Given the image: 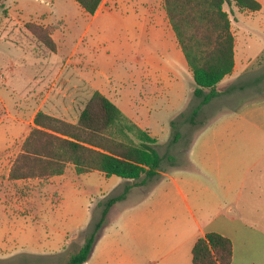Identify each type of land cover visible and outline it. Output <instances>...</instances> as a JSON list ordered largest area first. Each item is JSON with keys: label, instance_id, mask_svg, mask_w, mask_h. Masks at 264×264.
Segmentation results:
<instances>
[{"label": "rangeland", "instance_id": "rangeland-1", "mask_svg": "<svg viewBox=\"0 0 264 264\" xmlns=\"http://www.w3.org/2000/svg\"><path fill=\"white\" fill-rule=\"evenodd\" d=\"M43 1L5 0L6 11H0V264H67L84 245L94 223L101 216L103 204L122 194L127 187L125 180L117 176L107 178L96 171L78 175L72 165L62 175L54 177L26 181L7 178L8 169L10 171L34 125L30 120L40 102L35 105L31 98L36 99L34 95L38 91L40 96L50 91L56 95L58 90L63 89L61 67L68 53L77 47L83 33V28H80L72 35H66L64 47L57 39V51L45 55L44 49L25 28L29 22L17 20L35 18V7L49 11L53 6L52 0ZM262 1L263 9L254 16L240 13L234 6H225L232 18L237 58L244 63L250 57V65L244 71L237 70L230 81L221 86V97L213 98L202 107L194 122L190 120V113L200 99L189 89L184 92L166 90L171 97L170 102L145 103L140 99L144 82L140 79L132 82L131 75L137 70L129 74L125 67L127 65L128 70L130 65L122 60L123 53L114 51L119 44H125L127 35V24H124L120 14L119 18L98 19L89 28L90 34L96 28L103 30L96 53L107 55L112 62L101 64L98 60H87L82 65L83 69L97 77L110 78L122 90L131 91L137 97L136 104L149 107L151 114L145 119L150 122L157 119L159 122L152 126V130L158 132V152L162 157L160 168L177 179L184 193L187 191L180 181L182 175L205 181V175L210 174L198 176L191 169L190 163L194 160L202 163L203 159H212L215 163L222 159L254 157L253 143L260 137L254 129L259 127L264 131ZM58 26L61 35L62 24ZM47 29L51 33V28ZM120 49L124 50L123 47ZM79 50L82 51L83 46ZM163 58L166 59V55ZM90 94L89 88H86L85 94H78L76 88L75 94L70 97L74 102L64 103L63 110H59L60 115L56 117L75 123ZM61 95L58 92L55 98H64ZM182 110L184 113H181ZM139 112L144 113L142 107ZM172 120L175 121V129L170 123ZM201 131L204 133L198 146L188 158L186 152ZM175 132L181 135L177 142L172 140ZM206 138L210 144L200 148ZM239 143L245 146L239 147ZM170 154L175 157L173 162L168 159ZM162 185L173 191L167 178L155 177L148 182L153 191ZM150 202L152 195L142 189L131 201L115 206L109 217L110 224L105 223L104 230L98 234L96 248L83 264H118L114 260L117 257V223L133 209L136 212L146 210Z\"/></svg>", "mask_w": 264, "mask_h": 264}, {"label": "crops", "instance_id": "crops-1", "mask_svg": "<svg viewBox=\"0 0 264 264\" xmlns=\"http://www.w3.org/2000/svg\"><path fill=\"white\" fill-rule=\"evenodd\" d=\"M257 1L261 4L259 11L237 10L254 16L263 9V1ZM52 5L49 11L35 7L36 17L33 19L17 20L50 27L51 37L57 44V48H59L57 39L61 40L64 47L66 35H72L80 28H83V33L79 37L77 47L68 53L61 67L63 89L58 90L56 95L50 91L40 96L38 91L34 95L36 99L31 98L35 101V105L40 103L30 123L40 110L59 116V110H63L64 103L74 102L70 97L75 94L76 88L78 94H85L86 88H89L91 89L89 98L94 91L101 92L126 116L157 138L158 151V132L152 130V126L159 122L157 119L153 122L145 119L151 114L149 107L146 104H136L137 97L131 91L122 90L120 86L114 85L110 78H101L85 72L86 68L84 70L82 65L87 60L91 62L98 60L101 64L112 62L107 55L96 53L97 46L100 45L103 37V30L96 28L90 34L89 28L98 19L103 21L112 16L119 18L120 14L124 24H127V35L125 44H119L114 51L123 53L122 60L130 65L128 70L127 65L125 67L126 71H130L129 74L132 70H137V73L133 71L131 75L132 82L138 79L144 82V87L142 86L139 94L140 99L145 103L160 100L170 102L171 97L166 90L172 89L179 92L189 89L188 91L193 94L195 89L193 75L169 22L164 0H103L94 15L88 14L75 0H52ZM230 19L233 31L232 18ZM59 23L62 24L61 35ZM53 27L55 29H52ZM56 34L60 37L56 38ZM80 46H83L82 51L79 50ZM164 55L166 59L163 58ZM249 65L250 57L244 63L238 60L235 38V66L233 72L218 84L217 89L222 93L217 97L223 94L221 86L229 82L237 70L244 71ZM70 67L71 72H69ZM58 92H61L64 98L56 99ZM204 106L207 104L202 107ZM141 107L144 113L139 112ZM183 111L181 113H184ZM172 122L173 120L170 123ZM254 132L260 137L253 143V158L249 156L248 159H222L215 163L212 159H203L201 160L203 164L197 159L191 162V169L198 176L210 174L205 175V181L182 175L180 181L185 186L186 193L180 188L177 179L161 168L159 175L155 177L167 178L172 184L173 191L166 189L163 185L157 188V191L150 190L148 182L155 177L144 180L142 184H134L133 180L124 179L129 190L125 198L109 210L108 224H110L109 217L112 209L122 202L131 201L139 190L143 189L146 194H151L152 202L146 210L136 212L133 209L132 213H128L120 223H117V248L113 249V252L115 250L117 254L115 263L192 264V248L196 240L208 232H216L232 242L231 264H264V131L258 127L254 129ZM202 133L204 131L196 135L197 137L188 148L186 152L188 158L198 146ZM209 144L206 138L202 141L200 148L207 147ZM242 146L245 145L239 143V147ZM170 155L173 156V154ZM174 160L173 156L172 162ZM97 241L93 249L96 248Z\"/></svg>", "mask_w": 264, "mask_h": 264}, {"label": "trees", "instance_id": "trees-1", "mask_svg": "<svg viewBox=\"0 0 264 264\" xmlns=\"http://www.w3.org/2000/svg\"><path fill=\"white\" fill-rule=\"evenodd\" d=\"M4 1H0V11H6ZM75 1L88 14L94 15L103 0ZM164 5L193 75V94L200 99L190 113V120L194 122L202 106L222 93L217 86L235 66V35L225 6H234L242 12H256L261 9V4L257 0H164ZM25 28L44 49L45 55L57 51L47 27L29 22ZM33 124L12 163L9 180L58 176L69 165L78 175L96 171L106 177L133 180L134 184H142L159 175L162 157L156 149L157 138L99 91L92 93L75 123L40 110L34 116ZM171 124L175 129V121ZM180 136L175 132L173 142ZM168 159L172 161L173 156L168 155ZM128 190L127 186L121 195L103 204L99 220L67 264L88 261L98 234L107 222L109 210L125 198ZM232 259L231 240L216 232L199 237L192 248V264H231Z\"/></svg>", "mask_w": 264, "mask_h": 264}]
</instances>
